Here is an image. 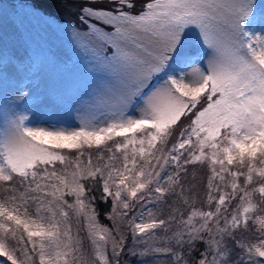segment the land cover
<instances>
[{"label": "snow or ice", "instance_id": "snow-or-ice-1", "mask_svg": "<svg viewBox=\"0 0 264 264\" xmlns=\"http://www.w3.org/2000/svg\"><path fill=\"white\" fill-rule=\"evenodd\" d=\"M62 3L105 76L0 34V264H264V0Z\"/></svg>", "mask_w": 264, "mask_h": 264}, {"label": "rangeland", "instance_id": "rangeland-1", "mask_svg": "<svg viewBox=\"0 0 264 264\" xmlns=\"http://www.w3.org/2000/svg\"><path fill=\"white\" fill-rule=\"evenodd\" d=\"M77 31L76 26L44 15L30 6L0 3V34L5 39L22 45L21 51L26 49L27 55L43 65L48 75L63 74L73 85L91 94L95 85L103 82L105 73L93 67L96 63L93 53L77 37ZM52 54L59 57L55 64L50 63ZM65 64L72 70L70 76L64 71ZM83 99L87 100L88 96H84ZM33 112L34 119L44 115L39 106L35 107ZM60 115L75 125L74 119H69L62 113Z\"/></svg>", "mask_w": 264, "mask_h": 264}, {"label": "trees", "instance_id": "trees-1", "mask_svg": "<svg viewBox=\"0 0 264 264\" xmlns=\"http://www.w3.org/2000/svg\"><path fill=\"white\" fill-rule=\"evenodd\" d=\"M21 2V1H20ZM0 3L2 4H12L10 3L9 0H0ZM13 5H18V6H30L33 9H36L43 13L44 15L50 16V17H55L59 19L60 21L64 23H69L70 25L76 26V16L74 15L73 12L69 11L68 7H66L63 3L62 0H26L25 3H17ZM190 175L187 177V182L188 183H197L200 186L201 192L203 191V181L205 179V172L203 170L197 169L194 173L196 179L193 180L192 178V173L193 169L190 167L189 168ZM166 213L167 209H163ZM100 222L102 224H108L110 225L109 221H106L103 216L100 217ZM131 261V259H130ZM162 264V262H161Z\"/></svg>", "mask_w": 264, "mask_h": 264}]
</instances>
